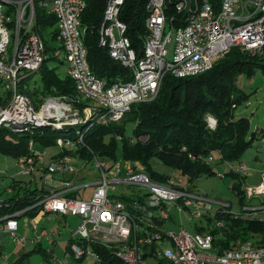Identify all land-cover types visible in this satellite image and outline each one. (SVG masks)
Returning <instances> with one entry per match:
<instances>
[{
	"label": "built area",
	"instance_id": "1",
	"mask_svg": "<svg viewBox=\"0 0 264 264\" xmlns=\"http://www.w3.org/2000/svg\"><path fill=\"white\" fill-rule=\"evenodd\" d=\"M124 3L125 0L106 1L98 45L131 78L107 86L93 74L86 59L83 43L86 29L80 22L86 9L85 0H0V82L7 96L6 102L0 103V129L33 135L44 127L62 129L86 122L118 123L133 105L154 101L167 74L176 78L204 74L213 68L218 56L231 48L252 55L263 54L264 0H149L146 28L150 35L142 50L133 47L127 36L128 27L120 18ZM39 11L52 16L55 25L46 28L44 23L40 24ZM54 38L59 49L51 44ZM50 57L66 64L77 103H96L83 106L81 116L65 97H46L36 108L22 93L24 80ZM207 122L210 129L216 128L213 116L209 115ZM77 134L76 140L58 139V151L75 154L83 148L82 136ZM33 144L32 140L28 143L30 156L17 159L18 167L22 175L37 172L46 193L26 209L0 216V234L9 235L15 247L36 246L44 239L54 238L55 233L39 230L38 224L43 215L55 214L80 219L70 245L77 260L91 256L95 264H100L99 255L90 247L100 244L125 264H149L148 260H153V264H264L263 238L257 242L238 241L220 251L211 232L191 234L185 229L165 228L171 209L189 210L196 219L212 211L213 202L192 194L183 178L172 176L159 182L131 161L93 156L97 181L77 185L76 178L89 175L81 157L64 155L45 162L33 150ZM73 157L81 162L80 167ZM213 161V157L203 158L207 164ZM232 168L231 171L244 176L249 170L242 163ZM67 175L71 178L61 179ZM116 185L138 186L146 193L140 192L141 196L125 202L109 197V190ZM89 186L94 188L89 201L70 196ZM247 192L249 197L264 195V169L260 185ZM30 212L35 213L34 217L28 215ZM24 216L29 218L28 227L34 233L31 237L18 234V219ZM217 226L223 228L224 224L219 222Z\"/></svg>",
	"mask_w": 264,
	"mask_h": 264
},
{
	"label": "trees",
	"instance_id": "2",
	"mask_svg": "<svg viewBox=\"0 0 264 264\" xmlns=\"http://www.w3.org/2000/svg\"><path fill=\"white\" fill-rule=\"evenodd\" d=\"M85 1L86 9L81 15L80 22L86 29L83 43L91 71L97 78L104 80L107 86L119 80L127 81L131 78L130 73L114 62L107 50L98 45V31L107 0ZM148 3L149 0H125L120 13L121 20L128 27L127 36L137 50L143 49L144 41L150 35L146 28ZM38 18L39 23H44L43 26L46 28L55 25V19L45 11H39ZM55 48L59 49V46L56 44ZM49 61L64 63L57 58H48L36 72L42 83L41 91H30V75L23 82L22 93L27 95L32 103L37 104L46 97H65L74 104L81 116L82 107L86 104L77 103L72 80L66 74L61 77L55 69H50L47 66ZM259 69L264 75V51L263 54L252 55L240 48H231L218 56L213 68L204 74L191 78H176L167 74L158 97L152 102L133 105L131 111L118 123L100 125L86 122L62 129L44 127L33 135H17L0 129V151L17 160L30 156L28 149L30 140L44 148L56 147L58 139L76 140L79 132L83 148H79L75 154L71 151H58L50 159L77 154L88 160L96 156L104 160L118 161V157L121 156L123 161L136 163L155 181L163 182L167 177L152 171L150 165V161L157 158L166 166L190 177L193 182L204 175L214 173L211 164L204 163L203 158L219 154L223 163H241L243 154L251 146L253 137L250 138L249 119L236 118L234 113L242 100L250 96L237 86V80L241 75L252 78ZM209 115L217 121L215 129L208 127ZM127 123L135 124L131 135L127 134L125 126ZM8 133L13 137H7ZM190 156L197 159L193 161ZM229 175L237 179L239 185L243 184L246 178L233 171ZM9 188L12 190L11 197L2 201L0 216L24 210L32 205L36 198L46 193L43 188H31L28 183L15 179H12ZM237 191L242 192L240 187H237ZM28 215L34 217L35 213L30 212ZM215 217L218 223L224 218L231 221V227L227 230L226 238L221 241V247L216 244L220 251L228 249L238 241H249L250 238L247 236L250 232L259 234L264 239L263 218L254 217L252 214L243 218L222 209L217 210ZM204 231L206 229H202L201 232ZM215 233V230L211 231L214 236ZM72 241L69 240V247ZM90 247L99 255L100 264H125L100 244H90ZM34 252H41L47 258L45 250L39 245L35 247ZM25 256L15 264H21ZM81 260L83 258L78 261Z\"/></svg>",
	"mask_w": 264,
	"mask_h": 264
},
{
	"label": "rangeland",
	"instance_id": "3",
	"mask_svg": "<svg viewBox=\"0 0 264 264\" xmlns=\"http://www.w3.org/2000/svg\"><path fill=\"white\" fill-rule=\"evenodd\" d=\"M48 43V42H47ZM51 44L55 46L56 40L51 41ZM50 69H55L56 73L63 77L65 75L66 64L57 62H51L47 64ZM237 86L250 96L242 100L241 104L235 109L234 113L236 118H248L251 125V135L253 142L251 146L245 151L242 156L241 163L246 164L248 172L245 174L246 178L241 185L239 181L231 173V168L237 166L239 163H223L220 160L219 154H214V161L211 163L213 174H207L201 178L189 180L188 176L182 175L180 172L174 170L171 167L166 166L162 161L155 158L150 161L152 171L164 176V177H180L184 182L189 185V190L192 194L200 195L212 201L213 208L209 215L196 219L192 216V212L189 210L179 211L174 208L168 211L170 220L165 223V228L168 230L185 229L191 234H200L202 229H206L207 232L215 230V247L219 249L221 241L226 238L227 230L231 227V221L227 218L221 220L225 225L224 229L219 228L218 220L215 217L217 210L222 209L225 212L235 215H241L243 218L249 217L251 214L254 217L264 219V195L255 194L254 197H249L248 190L256 188L261 183V171L264 169V75L262 71L257 70L254 77L249 78L246 75L239 76L237 80ZM30 91H41L42 83L40 81L39 74L31 75L29 80ZM6 91L3 87V83L0 82V102L4 103L7 100ZM36 108L39 104L34 102ZM86 105H96L95 102H83ZM127 134L131 135L135 128L134 123L125 124ZM7 137L12 138L13 135L7 134ZM33 150L39 153L45 162L50 160V157L58 152L57 147H43L41 144L34 142ZM74 163L81 166V162L73 157ZM85 165L86 172L89 175L85 180L78 182V184H91L97 181L98 173L92 164V159L88 160L82 157ZM118 160H122L121 156ZM234 169V168H232ZM12 179L23 181L28 183L31 188H43V182L40 175L35 172L30 175H22L18 167L17 160L7 155H4L0 151V201H3L11 197L12 190L9 191V186ZM237 187L241 188V193L237 191ZM94 188L89 186L81 189L79 195L85 201L91 199ZM146 193V190L141 189L138 186L125 187L123 185H116L114 190H109V197L121 198L127 202L137 195L141 196ZM251 210H256L251 212ZM59 216V215H58ZM211 219V220H210ZM28 217H21L18 219L19 230L18 234L24 237L33 236V231L28 227ZM80 224V219L73 216H55V214H45L42 216L38 229H45L49 234L57 233L61 231L63 236L57 239L51 238V242L57 241L52 247L47 246L49 242L45 239L42 241V249L47 250L48 256L45 258L41 252H34V245H26L24 248H17L14 246L11 238L7 234H0V264H7L9 257L10 264H15L20 258L25 256L21 264H41L45 262L50 264L51 259H57L58 261H64L65 264H95L94 259L91 256H86L82 261L75 259L70 249H66L65 238L72 233ZM59 234V233H58ZM59 237V238H58ZM250 241L257 242L262 239V236L256 233L250 232L248 236ZM219 245H218V244ZM216 244L219 246H216ZM149 264H153V260L147 261ZM52 263V262H51ZM58 263V262H57ZM53 264H56L55 262Z\"/></svg>",
	"mask_w": 264,
	"mask_h": 264
},
{
	"label": "crops",
	"instance_id": "4",
	"mask_svg": "<svg viewBox=\"0 0 264 264\" xmlns=\"http://www.w3.org/2000/svg\"><path fill=\"white\" fill-rule=\"evenodd\" d=\"M65 74H66V70H65ZM67 75V74H66ZM76 165H77V163H75ZM78 166V165H77ZM78 167H80V166H78ZM85 174H81L78 178H76L74 181L76 182V184L77 185H82V184H78V182H80V181H83V180H85ZM68 178H71L70 176H61V179H68ZM81 190V189H80ZM80 190H78L77 192H75V193H73V195H72V197H77V198H79V199H82L81 198V196L79 195V191ZM83 200V199H82ZM55 216H57V217H59L58 215H55ZM53 232V231H52ZM51 232V233H52ZM59 233V234H58ZM33 235H34V233H33ZM57 235H60L59 237H61V236H63V233H61V231H57V233H56V238H55V240L57 239ZM58 237V238H59ZM71 239V231L69 232V235L67 236V238H65V242H66V249L67 250H69L70 249V247L68 246V244H69V240ZM46 241V240H45ZM47 242H49V244H47V246H50L51 247V249H52V247L56 244V242L57 241H53V242H51L50 240L49 241H47ZM37 246V245H36ZM36 246H34V248L36 247ZM39 246L41 247V248H43V246H42V242H40V244H39ZM43 250H45V249H43ZM45 253H46V255L48 256V253H47V250H45ZM84 259V258H83ZM82 261V260H81ZM9 262V257H8V259H7V264H10V263H8ZM52 262V263H51ZM51 262H50V264H53L54 262L56 263V264H65L64 263V261H58L57 259H51ZM58 262V263H57ZM68 264V263H67Z\"/></svg>",
	"mask_w": 264,
	"mask_h": 264
},
{
	"label": "water",
	"instance_id": "5",
	"mask_svg": "<svg viewBox=\"0 0 264 264\" xmlns=\"http://www.w3.org/2000/svg\"><path fill=\"white\" fill-rule=\"evenodd\" d=\"M58 116L61 117L62 115L60 113H58Z\"/></svg>",
	"mask_w": 264,
	"mask_h": 264
}]
</instances>
